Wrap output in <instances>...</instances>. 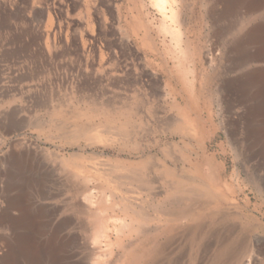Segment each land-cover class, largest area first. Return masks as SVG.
<instances>
[{
    "label": "rangeland",
    "instance_id": "1",
    "mask_svg": "<svg viewBox=\"0 0 264 264\" xmlns=\"http://www.w3.org/2000/svg\"><path fill=\"white\" fill-rule=\"evenodd\" d=\"M222 4L176 0L175 24L151 0H0V252L24 234L37 256L43 246L51 253L37 264H210L221 241L208 236L193 251L180 233L190 219L168 230L150 221L148 241L123 224L121 198L134 206L148 198L130 191L121 163L144 162L138 171L153 180L157 204L168 178L155 161L177 177L197 170L215 191L206 218L226 217L215 235L244 238L235 259L218 264L254 256L264 264V158L246 132L251 101L230 85L264 61L241 65L227 53L247 28L264 25V1L250 14H221ZM96 108L137 116L118 136ZM15 195L21 206L7 208ZM13 264L29 263L17 251Z\"/></svg>",
    "mask_w": 264,
    "mask_h": 264
},
{
    "label": "bare ground",
    "instance_id": "2",
    "mask_svg": "<svg viewBox=\"0 0 264 264\" xmlns=\"http://www.w3.org/2000/svg\"><path fill=\"white\" fill-rule=\"evenodd\" d=\"M151 1L159 13H161L164 17H168L170 21L176 24L178 20L179 11L176 6L172 5V4L176 5V0H151ZM263 1L264 0H222V3H223L221 7L222 10L220 8L219 10H221V14H224V15L226 13H231L232 15L233 12H237V11L240 12L241 10H244L245 13L250 14V13L256 12L260 7H262L261 3ZM227 50H228L227 53L228 54L230 53L232 55V57H229L231 59V62L234 61V63L243 65V64L250 63L251 61H264V25H255V26H251L247 28L243 34L239 35L238 37L234 39V41L230 44ZM213 60L214 58H211L210 62H214ZM230 85L231 87H234L235 90L237 91L239 90V92L241 91L244 92L243 94L246 95L248 97V100L251 101V104L247 110V117H248L247 119H249L250 124L246 132H248L249 138L250 140H252L251 142L257 145L259 149L257 150V156L263 159L264 158V67L251 69L247 71L246 73L242 74L241 76H238V77L236 76V78L230 81ZM224 87L226 88L227 86H224ZM92 113L96 115H101L103 116V118H107L106 122H108L110 127L113 124H115L114 126L116 127L115 135H118V136L126 135L132 118L137 116L136 112L131 115V112L123 110L121 108L118 110L114 109L112 111L96 108V109H92ZM176 114L178 116V118L176 119L181 121L184 124V127L186 126L187 128L188 120L187 118H185V115L179 109V107L176 109ZM115 119H117L118 121L117 122L114 121ZM121 119H123V122L120 121ZM171 125L178 127V125L174 123L170 124V126ZM102 137H103L102 135L101 136L95 135L93 138L96 139L97 141H100ZM143 164L144 162L138 163L139 166L133 165L130 163H121L124 171L127 174H129L128 176H129L130 183L132 186L130 191L138 195L143 194L146 198H148V200L142 199L141 202L139 203L140 206L138 205L136 206V204L134 206V204L130 202L128 199H126L125 197L121 198V207L119 211L123 215H125L129 220V222L123 223L125 227L130 228V230L133 233L141 236L142 238H145L148 241L149 240L148 234L149 235L151 234V230L146 229L147 227L145 226L150 221H156V222L162 223L161 224L162 226L165 225L164 230H168V228L171 229L173 227V225H171V222L173 223L175 221L177 222L183 219L185 220L190 219L191 223L183 226L180 233H182L181 237H183L184 242L185 243L187 242V244L193 249V251L194 250L199 251L200 248L202 247L206 249L208 245L205 243V239L208 236H213L214 238H212V243L216 244L218 243L217 241L219 240L221 242L219 241L220 244H217V248H215L210 264H218L221 261L227 263L230 260L235 259L238 252H240V248L244 246V243H245L244 238L241 235L235 236V234H231L229 236H226L225 238L221 237L223 239H219L218 236L215 235L214 232H216L219 226L224 224V222L226 221V217L224 215H221L220 217L216 218L217 221L216 219H213L212 217L206 218L204 211L211 209V205H212L211 197H212V193H214L215 191L209 186H206L204 183L200 182L196 178L197 170L190 172L188 178H186V175L189 172L187 174L185 173V175L183 176L177 177L175 175V172L169 171L163 165L158 164L155 161H152L151 167L157 166V168L160 170V173L163 176L168 178L167 179L168 182L166 184L165 196L162 199L161 203L155 204L153 202L154 197L156 195L153 192V188H152L153 180L145 178L143 173L138 171L140 166H142ZM132 184H134V186ZM121 186L119 185V191L121 190ZM0 199H2V193H0ZM20 200H21L20 195L13 196L9 200V203H7L8 204V206L6 205L7 208H9V206L11 207H14L16 205L18 206L20 203ZM0 206H1V203H0ZM4 213H2V210H1L0 225L4 221V219L7 218L4 215ZM21 214L22 213L20 212V216ZM20 216L18 219H15V220L16 221L19 220ZM103 230L105 229H101L99 232H97L92 237L93 245L99 244L100 242L99 239L101 238V235L102 237H104ZM225 232H223V234ZM175 236H178V235L167 237L164 241V244L169 243L168 246H170V242L175 239ZM43 247H44L42 249L43 255L37 256L39 253L38 249H36L35 247L27 246L26 237L24 236V234L18 235L10 243V246H8L7 248L5 247L6 249L0 252V264H13V255L17 251H19L23 255V257L25 258V261H27L29 264H37L38 262H36V258L40 259V257H42L44 259H47L49 258V255L51 254L49 249H45L46 246H43ZM161 249H163V246H156L151 252L149 259H153L155 256H157V254L160 252ZM252 249H249V250H252ZM201 251L203 252L204 250H201ZM248 257L250 258V256ZM165 259L167 261V258ZM256 261H257V256H254L250 259H247V261L244 264H256ZM169 262L170 261L165 262V263L168 264Z\"/></svg>",
    "mask_w": 264,
    "mask_h": 264
}]
</instances>
